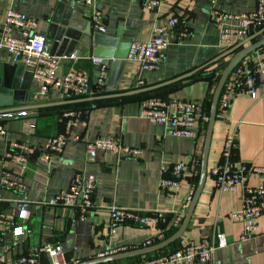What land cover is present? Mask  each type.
<instances>
[{"label": "crops", "instance_id": "1", "mask_svg": "<svg viewBox=\"0 0 264 264\" xmlns=\"http://www.w3.org/2000/svg\"><path fill=\"white\" fill-rule=\"evenodd\" d=\"M144 1L98 0L97 5L104 13L103 33L107 40H116L114 46L110 43L114 41L103 44L95 41L96 31L88 25L92 9L78 0H0V25L4 23L11 7L36 18L38 25L35 33L46 38L54 53L74 50L77 55L75 58H64L57 75L60 77L70 69L85 72L92 79L95 95H103L167 81L211 61L241 41L237 39L228 48L222 46L221 30L233 24L225 14L251 12L257 8L258 3V0H219L221 14L214 15L209 0H164L155 11L145 9ZM173 16L179 17L181 23L171 28L169 20ZM156 25L170 29L168 37L171 42L165 50V59L160 67L154 70L143 69L139 62L129 60L127 56L122 58L125 64L118 61L115 67L117 58H106L109 67L106 83L98 87L96 78L99 65L90 58L95 51L124 56L130 42L149 39ZM11 33L19 35L16 30ZM234 53L191 76L147 92L30 109L26 110L27 114L57 112L0 119V124L8 130L7 136L0 139V176L5 167L11 170L12 178L23 175L28 185L26 190H18L2 185L0 181V212H15L18 202H28L30 214L25 226L31 229L30 233L15 236L0 224V235L3 237L0 263L12 264L16 257L31 254L33 247L39 243L61 244L67 259L71 260L70 264L94 259L103 253L110 255L113 253H106L124 246L127 251L156 244L159 230L153 226L123 223L116 225L113 231L109 210L112 204L144 211H163L168 214L165 232L174 233L182 224L199 182L211 101L220 77L215 69ZM262 57L264 55L260 50L250 53L246 57L249 63L245 69H249ZM15 63L9 52L0 48V72L4 74L10 71ZM18 63H24L28 68L30 66L25 62ZM114 69L121 72L115 91L108 89ZM33 83L37 82L33 79ZM52 89L45 102L69 99L68 96L61 97L62 93L68 92ZM258 93L254 99L244 90L224 86L208 156V175L193 215L183 235L157 251L169 252L189 243H200L212 238L216 231H224L230 242L215 251L211 263L198 261L184 264H264V233L242 239L243 224L230 215L242 207L241 192L220 191L211 175V169L222 158L227 135L234 132L237 137L233 153L235 165L264 166V75L259 76ZM148 95L195 101L199 113L208 115L206 120L202 117L197 119L198 137L174 135L171 125L153 123L140 116V100ZM22 97V92L14 95L15 99ZM226 97L231 99L228 107L223 104ZM82 106L90 107L77 110L78 119L74 123L71 139L64 151L53 156L48 164L41 157L44 143L49 136L65 131L67 112ZM76 135L79 139L75 138ZM99 136H121L125 144L141 147L143 152L137 156H119L113 150H98L95 159H88L86 143ZM8 140H19L30 145L31 153L26 169L13 158L6 157ZM181 161L187 163V169L177 177L179 185L176 188L161 186V164L165 162L171 167ZM80 172L96 176L93 195L95 208L87 216L81 217L78 207L43 205V201L58 191L70 188ZM166 175L172 176L170 171ZM248 182L251 185L264 184V176L252 175ZM179 216L182 217L180 221L177 220ZM148 241H151L149 245L146 244ZM152 253L100 264H141ZM42 261L47 262L49 258L43 256Z\"/></svg>", "mask_w": 264, "mask_h": 264}, {"label": "built area", "instance_id": "2", "mask_svg": "<svg viewBox=\"0 0 264 264\" xmlns=\"http://www.w3.org/2000/svg\"><path fill=\"white\" fill-rule=\"evenodd\" d=\"M80 3L90 6L92 9L90 22L95 31L104 32V13L98 7V0H78ZM164 0H145L144 8L155 11ZM214 15L221 14L219 0H209ZM233 21V24L224 27L220 33V42L225 48L231 47L237 39L248 37L251 32L258 31L264 26V0H258L257 8L251 12L225 14ZM181 20L173 16L169 20L171 28L177 27ZM38 21L27 13L9 8L5 21L0 25V47L7 48L13 62H25L33 68V79L40 86V93H47L50 88L71 93L74 97H87L95 95L91 77L82 71L70 69L64 75L58 76L57 70L61 61L66 57L75 58L74 52L71 56L58 55L51 51L46 38L35 33ZM16 30L19 35L12 34ZM170 29L164 25H156L149 39L145 41L132 42L127 59L137 61L143 69L154 70L160 67L165 59V50L171 40L168 37ZM264 55V45L259 49ZM93 63L99 65L96 83L103 87L106 83L108 64L106 57L92 55ZM249 61L244 58L229 75L225 85L234 90H244L254 99L258 97V79L264 75V57L260 58L249 69L245 66ZM143 83V82H142ZM231 99H224V106L230 105ZM26 110L6 111L0 113V119L25 115ZM68 121L65 131L51 135L41 149V157L50 164L55 155L61 154L68 141L72 137L74 123L78 119L77 110L66 113ZM139 115L149 119L153 123H162L172 126V132L177 136L198 137L199 129L196 125L198 117L208 119L206 113H199V106L195 101L180 98H161L159 96H147L140 100ZM34 126V125H33ZM8 130L0 124V139L6 137ZM76 139L79 136L76 135ZM264 138V129H263ZM8 151L6 157L13 158L23 169L29 163L31 147L29 144L19 140H8ZM237 145L236 133H229L222 150V158L219 163L211 169L215 186L220 191L239 190L242 197V207L230 213L231 217L243 224L242 239L264 233V184L251 185L248 179L252 175H263L264 166L240 165L236 166L233 160L234 148ZM86 149L88 159H95L98 150H113L119 156H137L143 152L141 147L130 146L124 143L121 136L104 137L99 136L94 140L87 141ZM4 160V159H2ZM187 169L186 162H178L169 167L165 162L161 164L160 184L167 188H176L179 185L178 176ZM170 171L172 176L166 173ZM1 184L26 190L28 185L23 175L12 178V172L3 168L0 176ZM96 189V176L93 174L78 173L68 189L58 191L54 196L43 201L45 206H73L78 207L80 216H87L94 208L93 195ZM192 195H190V199ZM111 227L118 224L131 223L142 226H153L159 230L155 243L165 239V223L168 214L163 211H144L141 209L126 208L116 204L109 206ZM28 202H18L15 212H0V224L13 232L15 236L31 232L26 228L25 221L29 217ZM177 220H182L179 216ZM3 237L0 235V253ZM230 239L224 231H216L212 238L200 243H189L181 248L169 252L156 251L141 264H184L190 262L213 261L214 253L218 248L229 244ZM151 241L146 244L149 245ZM127 248L120 247L109 253L125 251ZM47 256L49 261H42ZM101 256H105L104 253ZM66 252L59 243H39L28 255L16 257L12 264H70ZM1 264V263H0Z\"/></svg>", "mask_w": 264, "mask_h": 264}, {"label": "water", "instance_id": "3", "mask_svg": "<svg viewBox=\"0 0 264 264\" xmlns=\"http://www.w3.org/2000/svg\"><path fill=\"white\" fill-rule=\"evenodd\" d=\"M88 25H89V28H92L90 21ZM262 34H264V27L261 28L259 31L255 32L254 34H251L248 37L242 39L240 42L235 44L233 47L219 54L218 56L213 58L211 61L205 63L204 65H201L200 67L188 73H185L183 75H180L172 79H169L167 81H163V82H160L154 85H149L146 87L133 89L129 91L114 92V93L103 94V95H91L87 97H74L71 93H62L61 97L68 96L69 99L64 100V101H58V102H45V100L49 97L50 92H52L53 89L50 88L49 91L45 94L40 93V86L37 83L36 84L33 83V68L31 66H29L28 68V66L24 63H15L13 66H11L12 68L10 71H6L4 74L0 72V113H2L6 111L30 110V109L44 108V107H50V106H57V105H62V104L84 103V102L95 101V100H100V99L121 97V96L136 94V93L147 92V91L154 90L162 86L168 85L182 78L191 76L195 74L196 72L200 71L201 69H203L204 67L208 66L209 64L218 62L219 60H222L224 57L235 52L234 55L229 60L223 61L215 69V71L219 73L220 77L215 87L212 101H211L210 115H209L208 126H207V131H206V138H205L203 155H202L200 178H199V182L196 187V190L194 192L192 201L189 205V208L184 216V219L180 227L171 236H169L168 238L156 244L142 247V248L121 251V252L113 253L110 255L100 256L94 259L80 262L78 264H100V263H104L108 261H113V260H118V259H123V258H128V257H133L137 255L155 252L157 250H161L169 246L170 244L175 242L177 239H179L183 235L193 215V212L195 210L196 204L198 202L199 196L202 192V189L204 187V184L206 182V178L208 175V156H209L210 145H211L214 125H215V121L217 117L221 93L223 91V88L227 82L229 75L236 68V66L244 58H246L250 53L256 51L257 49H259L260 47L264 45V36L260 37V39L252 42L246 47H243V46L247 44L248 42L254 40L255 38L261 36ZM94 39L99 44H103L106 41H114V42H110L114 46L116 43L115 42L116 40H107V36L103 32H98V31L95 32ZM131 44L132 42L129 43V47L124 56L115 55V53L102 54L96 51L94 55L102 56L106 58H113V57L117 58V61H115L114 66L118 63V61H121V64L123 65L125 64V60H123L122 58L127 56ZM0 48L1 49L4 48L7 50V48L5 47H0ZM74 52L75 51L73 50L71 52H65V53L55 52V54L71 56ZM120 74L121 72L119 73V71H115L114 69L112 81L108 85V89H113V91L117 90ZM26 91H28L27 94H25ZM18 92L24 93L25 98L22 97L21 99H15L14 95ZM108 104H113V103H108ZM89 107L90 106L76 107L73 110H81V109H85ZM50 112L55 113L57 111H50ZM50 112L30 113V114L28 113L25 115H18V116H38V115H43V114L50 113ZM3 119H6V118H3Z\"/></svg>", "mask_w": 264, "mask_h": 264}, {"label": "trees", "instance_id": "4", "mask_svg": "<svg viewBox=\"0 0 264 264\" xmlns=\"http://www.w3.org/2000/svg\"><path fill=\"white\" fill-rule=\"evenodd\" d=\"M148 96H153V95H148ZM144 97H147V96H144ZM144 97H142V98H144ZM172 234H173V233H168V232H167V233L165 234V238H168V237L171 236Z\"/></svg>", "mask_w": 264, "mask_h": 264}]
</instances>
